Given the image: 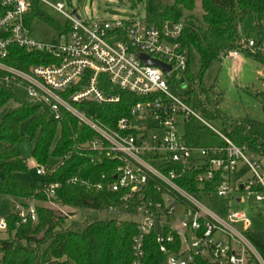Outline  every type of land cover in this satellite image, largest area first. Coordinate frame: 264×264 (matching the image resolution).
<instances>
[{"label": "built area", "instance_id": "built-area-1", "mask_svg": "<svg viewBox=\"0 0 264 264\" xmlns=\"http://www.w3.org/2000/svg\"><path fill=\"white\" fill-rule=\"evenodd\" d=\"M32 6V0H0V86L21 89L25 100L42 104L54 120L70 115L79 128L91 131L83 142L77 135L72 137L67 158L76 153L88 156L92 163L107 161L113 166L97 183L69 181L96 193L121 192L119 202L94 213L117 212L112 219L117 224H134L131 264H145L144 241L153 231L163 264H264L255 242L264 243L257 238L264 230L252 229V220L264 223V153L236 145L183 97L189 62V49L182 43L184 21L154 24L139 17L88 25L58 3L50 6L65 16L62 25L69 27L42 42L26 22ZM10 45L45 52L53 62L15 68L2 62ZM241 45L252 53L264 52V43L257 46L253 39L241 40ZM142 54L161 61L170 71L147 65L139 58ZM240 56L239 48L225 49L219 59L235 61ZM169 79L180 94L170 89ZM104 86L139 99L113 127L79 108L83 102H119L120 95L105 92ZM193 119L211 128L222 145L190 146L179 128L185 129ZM35 171L47 179L54 170L36 164ZM188 171L194 173V192L178 182ZM42 186L48 203H61L56 198L60 182ZM35 201L34 197L15 201L12 214L18 224L37 223ZM120 211L126 217H120ZM6 229L7 222L1 218L0 232Z\"/></svg>", "mask_w": 264, "mask_h": 264}, {"label": "trees", "instance_id": "trees-1", "mask_svg": "<svg viewBox=\"0 0 264 264\" xmlns=\"http://www.w3.org/2000/svg\"><path fill=\"white\" fill-rule=\"evenodd\" d=\"M32 1V10L26 16L28 26L41 20L57 31L69 27L68 23L63 26L47 15L37 0ZM145 1L147 19L154 24L164 20L180 21L185 13L194 10L196 4V0H169L170 4L163 0ZM201 8L202 22L207 28L196 27L191 18L184 22L186 28L182 43L189 49V62L185 71L188 88L182 92L183 97L204 119L222 121V132H219L236 145H245L251 151L264 153V120L259 121L249 116L237 120L226 118L220 112L222 92L219 93L213 85L209 88L202 86L206 70L214 60H219L220 52L225 49L239 48L244 56L262 65L264 71V53H252L244 48L240 36V25L251 19L257 30L256 45L264 43V0H201ZM208 34L217 38L220 44L207 41ZM8 48V55L2 62L18 69L49 65L53 62L45 52H29L16 45ZM195 59L198 61V68L193 71ZM101 79L104 82V77ZM174 90L181 93L176 88ZM104 91L119 94V102H83L79 108L94 119L113 127L118 119L128 116L139 99L129 92L116 89L108 91L107 86H104ZM257 96H260L264 109V91ZM74 135L83 142L92 133L84 126L79 128L72 116L67 115L60 122L56 121L42 104L19 99L12 88L0 86V201L8 196L19 202L30 197H34L37 202H44L46 197L42 184L60 182L61 188L57 190L56 198L65 206L96 212L119 202L121 192L111 193L104 190L96 193L79 183L69 181L77 178L97 183L101 175L108 174L109 168L113 166L107 161L92 163L88 156L76 153L67 158ZM22 136L33 143L31 156L36 164L51 167L55 161H63L53 167L54 171L47 179L39 178L33 184H27L17 177V174L28 170L26 159L16 150ZM184 136L190 146H221L223 143L211 128L194 119L186 124ZM178 182L190 192H194L197 186L194 173L189 171ZM36 209L37 223L18 224L19 219L12 213L4 217L7 229L0 232V264L132 263L131 242L136 233L133 223L117 224L112 219L100 220L94 213V216L83 223L73 222L65 226L64 218L57 216L55 211L42 205H37ZM255 242L264 256V243ZM144 245L145 264L164 263V255L156 243L155 231L147 235Z\"/></svg>", "mask_w": 264, "mask_h": 264}, {"label": "rangeland", "instance_id": "rangeland-1", "mask_svg": "<svg viewBox=\"0 0 264 264\" xmlns=\"http://www.w3.org/2000/svg\"><path fill=\"white\" fill-rule=\"evenodd\" d=\"M46 3H42L40 6L42 10L57 20L61 24L66 21L65 16H62L55 12L50 5H56L58 3L64 4V12L72 14L75 11V16L80 17L83 22L88 25L94 24L100 20H127L143 17H147L145 12L146 1L145 0H44ZM164 3L170 4L169 0H163ZM203 11L201 8V0H196L195 8L192 12L185 13L182 18L184 22H187L189 18L192 19L196 27L207 28L202 22ZM241 40H256L257 30L253 23V20L244 22L240 25ZM33 36L36 40L47 42L58 34V31L49 23L41 20H36L32 26ZM207 41L214 42L216 45L220 44L217 38L208 34ZM223 51V50H222ZM264 53V52H262ZM240 60L238 61H222L214 60L209 68L206 70L205 77L202 82L204 88L214 86L216 90L223 96L220 101V112L223 116L230 120H237L238 118L249 116L259 121L264 120V109L260 96L264 91V71L261 67L263 74L260 76L258 66L253 59L246 58L241 51ZM198 68V61L195 59L193 62V71ZM170 89L174 91L177 87L173 84V81L169 79ZM187 82L182 83V89H186ZM180 87V86H179ZM197 88V87H196ZM13 92L20 99H25L26 95L21 89L14 88ZM209 122L218 131L222 132L223 123L220 120H209ZM180 133H184L183 126L179 128ZM33 143L22 136L21 143L16 146V150L20 156L24 157L28 163V170L17 174L19 180L33 184L39 179L35 171V162L31 156ZM53 163V162H52ZM56 163V161H55ZM51 165L53 166L55 165ZM244 172V170H243ZM36 206L42 205L55 211L57 216L63 217L65 220V226H69L71 223H83L94 212L90 210H81L71 206H65L61 203H48L47 201L40 202L35 201ZM251 206L253 205L250 203ZM14 209L13 199L8 197L3 198L0 201V219L8 216ZM117 213V212H116ZM116 213H110L108 211L100 212L96 214L99 219H116L118 216ZM120 217H126L124 211H120ZM94 216V215H93ZM252 229L254 231L264 230V223H258L256 220H252ZM264 240V236L260 235Z\"/></svg>", "mask_w": 264, "mask_h": 264}, {"label": "water", "instance_id": "water-1", "mask_svg": "<svg viewBox=\"0 0 264 264\" xmlns=\"http://www.w3.org/2000/svg\"><path fill=\"white\" fill-rule=\"evenodd\" d=\"M73 14L75 15V11L73 12ZM139 58L140 60H143L147 65H151V66H154V67H160L162 68V70L167 73L170 71V68L167 67L166 65H164L161 61H157L155 59H151L150 57L142 54V55H139Z\"/></svg>", "mask_w": 264, "mask_h": 264}, {"label": "crops", "instance_id": "crops-1", "mask_svg": "<svg viewBox=\"0 0 264 264\" xmlns=\"http://www.w3.org/2000/svg\"><path fill=\"white\" fill-rule=\"evenodd\" d=\"M246 58H248V57H246ZM250 59V58H249ZM252 59V58H251ZM240 60V59H239ZM235 61H238V60H235ZM235 61H233V62H235ZM256 64H257V66L258 65H260V64H258L257 62H255ZM262 68L261 67H259L258 66V71H259V74H260V76H262V74H263V71L261 70ZM13 203L15 204L16 202L13 200ZM12 213V212H11ZM259 223V222H258ZM260 235H262V236H264L263 234H257V238L259 239V240H261V241H264V240H262L261 239V236Z\"/></svg>", "mask_w": 264, "mask_h": 264}]
</instances>
